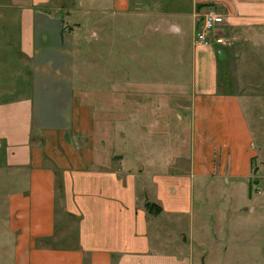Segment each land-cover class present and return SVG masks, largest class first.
<instances>
[{"label": "crops", "instance_id": "crops-1", "mask_svg": "<svg viewBox=\"0 0 264 264\" xmlns=\"http://www.w3.org/2000/svg\"><path fill=\"white\" fill-rule=\"evenodd\" d=\"M77 1L0 0L1 209L15 264H195L187 217L196 194L223 186L232 201L246 191L248 218L264 221V0H99L117 20L101 26V57L146 47L106 39L131 41L138 21L153 36L139 70L115 60L106 77L101 65V89L79 72L77 39L93 23L77 17L102 4ZM212 8L224 22L199 45ZM238 47L244 79L224 64Z\"/></svg>", "mask_w": 264, "mask_h": 264}, {"label": "rangeland", "instance_id": "rangeland-1", "mask_svg": "<svg viewBox=\"0 0 264 264\" xmlns=\"http://www.w3.org/2000/svg\"><path fill=\"white\" fill-rule=\"evenodd\" d=\"M74 1L76 2L77 7L81 9V6L78 5V1ZM150 1H158V6L161 10L165 9L167 2V0ZM98 2L101 3L99 0ZM74 5L75 4L73 3L71 4V10L74 8ZM187 5L188 3L182 4L184 7ZM97 6L98 4H96V7ZM158 6L155 5V7ZM103 9H109V12L104 13ZM155 10L157 9L155 8ZM155 10L153 6V11L155 12ZM113 16L115 15L112 12V5L107 3L105 5L102 4L101 9L97 8V11H92V16L89 15V17L87 16L88 18L85 16L77 17L78 22L92 21L93 23L91 31L82 33L79 39H77L78 50L86 54V63L84 64V68L86 69H84V71H81V69L78 70L79 72L84 74L86 73L94 78V80H91L88 85L89 89H101V65H107V71L105 73L106 77H111L113 75L111 65L115 63V60L122 63L125 62L131 66L127 68H132L133 65H135L139 70L142 66V63L139 60L143 59V55L147 52L146 50L148 49L149 43H151L150 41L153 38L151 32H148L147 35H145L146 32L140 33V29L144 28L145 25L138 21L137 24L132 25L135 26L137 30H135L136 36L134 38L132 37L131 41L126 40L120 35L113 36L112 33H110L106 39L110 40L109 43H119L126 45L132 43L133 41H137L146 47L143 49L137 48V51L134 50L136 49L135 47L130 48L129 50L125 51V54L118 51V57L117 54L115 56L111 54V57H108V55L101 57V47H104L106 44H108V42L103 41L105 36L103 35L104 33H101V26L104 22L113 26V24L117 21L112 18ZM82 18L86 19L84 20ZM96 22L99 23V25H97ZM122 22L124 23L125 20H122ZM89 24L91 23L89 22ZM92 30H96V34H92ZM157 36L158 35H154L155 38L160 37ZM113 39L117 41L113 42ZM236 48L237 44L234 46V49ZM238 48V58L235 56H229L228 60L224 62V64L227 65L228 62V67L233 65L234 70L237 72L236 75L244 79V77L247 76L245 72V62L242 60L244 50L242 47ZM107 49L115 52L114 48ZM135 53L142 56H140L139 59L137 58L136 61H131L129 55H135ZM158 66L161 65L156 61V58H154L153 67ZM108 68L110 71H108ZM0 163H3L2 154H0ZM1 182L2 179H0V183ZM1 188L2 187L0 185V264H15V241H13L15 237L13 238V235L9 232L7 221L5 220L6 212L1 209V205L5 200L3 198ZM219 191H221L220 194L215 198L212 196L213 199L211 200L209 194L203 195L204 201H202L199 195L196 194V202L192 214V217H196L195 224H189L190 218L189 216L187 217V225L185 226L186 232H184V235L189 242L194 240L192 251L194 263L264 264V221H262V218L257 219V217L251 219L248 218L249 212L248 209H246L247 192L244 190L245 193L242 194L241 190H239V192L236 194V198L234 197V201H232V190L229 186L220 187ZM199 219H201V223L197 221Z\"/></svg>", "mask_w": 264, "mask_h": 264}, {"label": "built area", "instance_id": "built-area-1", "mask_svg": "<svg viewBox=\"0 0 264 264\" xmlns=\"http://www.w3.org/2000/svg\"><path fill=\"white\" fill-rule=\"evenodd\" d=\"M223 16L215 9H210L202 18L201 26L196 32V43L208 46L216 30L223 24Z\"/></svg>", "mask_w": 264, "mask_h": 264}, {"label": "trees", "instance_id": "trees-1", "mask_svg": "<svg viewBox=\"0 0 264 264\" xmlns=\"http://www.w3.org/2000/svg\"><path fill=\"white\" fill-rule=\"evenodd\" d=\"M147 206H148V208L150 209V210H152V211H159L160 210V208H158L156 205H154V204H150V203H148L147 204Z\"/></svg>", "mask_w": 264, "mask_h": 264}]
</instances>
